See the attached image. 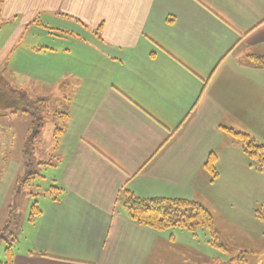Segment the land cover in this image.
Segmentation results:
<instances>
[{
    "label": "crops",
    "instance_id": "crops-1",
    "mask_svg": "<svg viewBox=\"0 0 264 264\" xmlns=\"http://www.w3.org/2000/svg\"><path fill=\"white\" fill-rule=\"evenodd\" d=\"M38 28L46 43L26 45L28 56L45 55L44 76L5 60ZM0 29V67L13 74L14 91L69 106L64 131L35 145L42 124L34 141L32 158L45 164L39 190L0 264H164L165 237L130 217L122 193L206 204L215 183L206 161L249 156L236 134L255 141L264 133V66L251 59L264 56V0H0ZM1 151L0 187L10 154ZM17 158L16 182L24 151ZM9 193L0 190V214L12 207ZM34 201L41 212L31 218Z\"/></svg>",
    "mask_w": 264,
    "mask_h": 264
},
{
    "label": "rangeland",
    "instance_id": "rangeland-1",
    "mask_svg": "<svg viewBox=\"0 0 264 264\" xmlns=\"http://www.w3.org/2000/svg\"><path fill=\"white\" fill-rule=\"evenodd\" d=\"M1 30L0 45L4 42L5 36ZM46 34L44 29L31 30L28 33V39H23V37V40L20 39L13 47H10L12 50L8 49V55L5 59L9 66L12 67L13 64H16V67L22 70L31 65L39 69V72L44 76V68L49 64L48 61L46 62L45 55L41 53L38 56H28L30 51L26 41L34 43L29 40L31 38L36 41H44L45 44ZM63 47L66 46L63 45ZM71 62V60L68 62L69 66ZM5 70L4 63H2L0 87H5L7 90L2 91L0 88V92L2 91L0 93V124H4L3 128L8 136L5 135V139L0 135L4 141L0 145V151L5 145L9 148L10 154L6 151L8 166L5 168L4 182L1 183L0 190L3 189L5 193L10 189L8 205H12V207L7 206L0 214V258L5 255L6 246L13 238L12 231L21 219L22 210L30 198L31 192L39 190L38 187L36 188L38 183L36 174L41 172L32 158L34 142H30L31 133H29V129L33 124L34 114L21 112V114L16 113L12 117L13 105H7V103L10 104L14 101V105L20 104L17 96L11 99V90L19 88L16 86L13 74L7 76L8 73ZM48 71L54 72L53 68L50 67H48ZM19 82L21 84H17L23 88L21 90L29 92L28 80L19 79ZM41 91L43 95L49 92L48 89H41ZM44 99L43 105H40L32 99L30 94L27 98V102L32 104L31 107L40 111L39 116L43 122L41 135L35 141V145L47 139L52 130L67 122L63 113L68 112L69 106L66 102L55 104V102H47L46 100L49 98L45 97ZM8 127H10V131H8ZM256 133L255 142L257 145L264 146V133L259 130ZM22 137H25L24 143L21 141ZM245 144L248 145L246 142ZM30 149L32 150L30 151ZM19 150L22 152L25 150L26 156L30 151L31 157L29 160L26 158L30 161V166L25 167L16 183L15 178L17 176H14V169L17 165ZM251 150L255 151L254 155L260 154L255 148H251ZM0 155L2 156V151ZM218 155V160L216 156L213 157L215 171L209 170L211 180L215 181L212 187L214 198L212 196L211 199L205 200L206 204L203 203L213 216V226L208 228L195 225L192 230L180 227L158 230L166 241L157 251L158 257L164 264H185V259L188 257L191 259L190 264H264V170L250 171L248 169L249 164H254V168L264 169V162L260 161L259 157L252 155L246 156L245 161L228 153ZM39 200L42 201V198ZM253 229L257 230L256 234L251 232ZM1 239H5L7 245L1 242Z\"/></svg>",
    "mask_w": 264,
    "mask_h": 264
},
{
    "label": "trees",
    "instance_id": "trees-1",
    "mask_svg": "<svg viewBox=\"0 0 264 264\" xmlns=\"http://www.w3.org/2000/svg\"><path fill=\"white\" fill-rule=\"evenodd\" d=\"M251 59L255 64L264 66V56L254 55L251 56ZM0 88L2 89V91L4 89L7 90V88L5 87H0ZM11 94H12L11 99H13L14 96H17L18 97L17 99L20 100V104L22 105L20 104L18 106L14 105L13 104L14 101L13 103L10 104L7 103V105H13L12 106L13 110H20L21 112H24L26 114L28 113L34 114V119L32 120L33 128L30 137L31 138L30 142L33 143L37 139L40 128L43 124L42 118L39 116L40 111L37 110V108H32L31 107L32 104H29V102H27V98L24 95H20L14 90H11ZM22 101L24 102L22 103ZM36 102H38L40 105H43L44 103L41 100ZM63 113L67 120V118L69 117V112L66 111ZM64 129H65V123L61 127L57 128L56 135L59 136L64 131ZM236 135L248 144V145L245 144V146H246V150L249 153V156L252 155L257 158L259 157L260 161L262 160L264 162L263 145H257V143L254 140H249L251 138L245 133L237 132ZM251 148H255L260 154L254 155L255 151H252ZM31 150L32 149H30V151ZM30 151L26 156L24 150L26 167L30 166V161H28L31 157ZM26 158L28 160H26ZM40 164L45 165L44 162H41L37 165L39 166ZM206 166L212 171H215L213 157L209 158L206 161ZM47 191L51 195H57L60 190L56 187H51ZM121 199L124 205L127 207L130 217L134 221H136L140 225L150 227L157 231L164 230L170 227L189 228L192 230L195 225L205 226L208 228L213 226V216L211 212L207 209V207L204 204L194 199L166 198V197L140 198L134 195L128 189H124ZM40 212L41 210L39 208L38 202L34 201L31 206L30 217L33 218L39 215ZM12 244H13V238L8 243V247H7L8 252H12Z\"/></svg>",
    "mask_w": 264,
    "mask_h": 264
}]
</instances>
